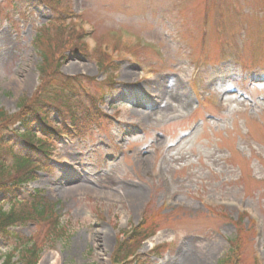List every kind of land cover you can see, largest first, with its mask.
Here are the masks:
<instances>
[{
	"label": "rangeland",
	"instance_id": "rangeland-1",
	"mask_svg": "<svg viewBox=\"0 0 264 264\" xmlns=\"http://www.w3.org/2000/svg\"><path fill=\"white\" fill-rule=\"evenodd\" d=\"M59 25L89 51L63 49L60 68L86 93L69 121L51 115L68 137L34 128L47 153L17 142L36 156L26 181L12 184V169L0 181L4 212L14 200L12 212L29 211L36 192L56 204L48 221L11 230L40 251L36 264H112L136 226L152 232L137 264H217L242 213L243 228L254 220L245 264H264V0H0L6 113L39 85L34 39L45 31L55 45ZM12 241L0 238V262L23 264Z\"/></svg>",
	"mask_w": 264,
	"mask_h": 264
},
{
	"label": "trees",
	"instance_id": "trees-1",
	"mask_svg": "<svg viewBox=\"0 0 264 264\" xmlns=\"http://www.w3.org/2000/svg\"><path fill=\"white\" fill-rule=\"evenodd\" d=\"M54 34V42L49 36L40 33L34 39V46L40 58V64L37 67L39 75V85L31 95L30 98L21 97L16 105V113L10 115L0 108V181L10 174L12 169L16 176H18L14 185L20 186L22 184L21 177L25 180V174L28 169L35 167L31 163V159L36 157L30 151L20 154L17 152V142L21 141L29 150H36L41 153L48 151V147L34 134V128L39 126L45 129V137H68L71 127L64 126L63 128L53 127L50 120L51 115H59L65 121L71 113L72 106L80 103L79 97L84 90L82 85L83 78H69L62 75L60 72L62 60L64 55L63 49H68L74 54L88 55L89 51L83 47L80 42V35L73 31L67 32L64 26H58ZM73 41H77L78 45H74ZM62 42L61 46L57 43ZM59 49V53H58ZM95 58L98 62L99 68L103 70L107 67V59L100 52L96 53ZM106 64V66H105ZM110 65V63H109ZM105 66V67H104ZM113 71L117 69V65L112 64ZM77 106V105H76ZM74 123V122H71ZM76 128V127H75ZM6 159H11V167L6 166ZM31 178H28V180ZM8 185V182L6 183ZM29 211L27 212H12V207L16 205V200L12 201L8 212H4L0 208V238L4 240H13V252L20 254V259L23 264H36L39 258L40 251L36 248L31 240L24 241L20 237L11 232L12 229L19 225L28 222L37 223L39 220L48 221L51 217L50 212L55 208L56 204H48L44 201L42 195L36 192L35 196H30ZM54 212V211H53ZM50 216V217H49ZM245 216H238L236 223H234L236 237L228 240V249L223 258L217 264H245L242 255V235L249 229L248 222L246 227L241 226L245 220ZM232 222V221H231ZM253 224V223H252ZM55 228L59 230L60 224L55 220ZM252 228V227H251ZM141 231V227L134 228L126 240H119L118 247L112 255V264H135L127 261V257L133 255L131 250L136 249V246L147 240L152 232ZM136 251V250H135ZM13 253V254H14ZM2 260L0 264H8L11 258L9 255Z\"/></svg>",
	"mask_w": 264,
	"mask_h": 264
},
{
	"label": "bare ground",
	"instance_id": "bare-ground-1",
	"mask_svg": "<svg viewBox=\"0 0 264 264\" xmlns=\"http://www.w3.org/2000/svg\"><path fill=\"white\" fill-rule=\"evenodd\" d=\"M129 195L133 198L140 200V197L142 195V191L140 189H137V188H131ZM183 264H195V262L190 260L189 258H186V259H184Z\"/></svg>",
	"mask_w": 264,
	"mask_h": 264
}]
</instances>
